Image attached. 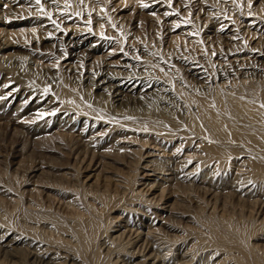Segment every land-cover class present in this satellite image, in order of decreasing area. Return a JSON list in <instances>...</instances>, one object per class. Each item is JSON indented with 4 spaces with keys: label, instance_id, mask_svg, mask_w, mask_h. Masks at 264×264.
Returning <instances> with one entry per match:
<instances>
[{
    "label": "bare ground",
    "instance_id": "obj_1",
    "mask_svg": "<svg viewBox=\"0 0 264 264\" xmlns=\"http://www.w3.org/2000/svg\"><path fill=\"white\" fill-rule=\"evenodd\" d=\"M17 1L0 0V264H264V0L122 18Z\"/></svg>",
    "mask_w": 264,
    "mask_h": 264
},
{
    "label": "rangeland",
    "instance_id": "obj_2",
    "mask_svg": "<svg viewBox=\"0 0 264 264\" xmlns=\"http://www.w3.org/2000/svg\"><path fill=\"white\" fill-rule=\"evenodd\" d=\"M18 1H20V0H18ZM17 1V2H18ZM28 1V0H27ZM31 1H34V0H31ZM47 0H41V2H43V4H45V2H46ZM92 2L93 1H95V2H97V5L95 6V8H97V11H99V12H104L105 11V9H107V8H111V12H115L114 13V15H116L117 17H123V14L121 13L124 9V11L123 12H127L126 11V8H127V10H133V11H135L136 12V16L138 15V14H140V13H142V12H148V11H150V7H151V3H156V4H158L159 2H161V0H156V1H154V0H135L133 3H131V4H129V5H122L121 4V0H111L109 3H108V5L107 6H105V5H103L104 4V2H103V0H91ZM178 1H182V0H178ZM52 2V1H51ZM225 2V5L227 4L229 7H231V9H236L234 6H232L231 4H232V2H229V1H224ZM201 3H202V0H190V4L194 7V9L195 10H197L199 7H200V5H201ZM2 4H5V1H2ZM80 6H82L81 5V3L79 4ZM83 5H84V7H85V4L83 3ZM142 5H147V7H143ZM206 5H210V4H206ZM231 5V6H230ZM10 7V5L9 4H7V5H5L3 8H9ZM47 7H50V5L49 6H47ZM101 7V8H100ZM119 7H121V8H119ZM212 7H213V5H212ZM212 7H206V10H210ZM163 8H165V5L164 4H161V5H159V7L157 8V10H159V9H163ZM116 9H119V10H117L116 11ZM123 9V10H122ZM194 9H193V11H194ZM122 10V11H121ZM153 11V10H152ZM185 11V10H184ZM183 11V12H184ZM163 11H161L160 13H162ZM138 13V14H137ZM169 13H170V16H169V18H171V17H174V16H172V15H174V13L172 12V9H170L169 10ZM177 13H178V11H177ZM127 15H130L129 13H126ZM205 14V12L203 11V12H201V14H200V16L202 17V19L203 18H205L206 17V15H204ZM101 15H103V13H101ZM178 15V14H177ZM178 16H175L174 18H177ZM121 18H120V20H121ZM127 19V18H126ZM125 19V20H126ZM183 19H181V18H178V21H180V22H183L182 21ZM135 22H137V21H135ZM134 21H133V25L131 26V28H130V31H131V33L132 34H136L138 31L140 32V29L142 30L143 29V25L141 26L140 25V27L139 28H137V25H138V23H135ZM166 21H164L163 23H165ZM169 23H170V21H169ZM168 23V24H169ZM51 23H49L46 27H50L51 25H50ZM120 25H121V23H119ZM167 25V24H166ZM182 26V25H181ZM136 27V28H135ZM167 27H169V26H165V28H167ZM155 28H157V27H154L153 28V30H151L150 28V30H148V35L150 36V35H155V33H154V30H155ZM139 29V30H138ZM146 29L147 28H145V29H143V30H145L146 31ZM179 28H176V30L175 31H177ZM141 31V33L142 32H144V31ZM137 31V32H136ZM147 32V31H146ZM154 41V40H153ZM157 46L159 45L158 43L156 44ZM164 44H162V46H163ZM167 47V46H166ZM128 52H129V50H127ZM131 51V50H130ZM118 53V52H117ZM123 54H125V52L123 53ZM117 55H121V54H117ZM122 60H125V58H122ZM30 64H32V63H30ZM5 73V71H3L2 72V74H1V76H0V80L2 79V76H3V74ZM20 122V121H19ZM14 127H17V128H20V126H19V123L18 124H16V125H14ZM50 131V130H49ZM55 132V133H54ZM50 133H54V134H58V130L57 129H53V130H51V132ZM56 134V135H57ZM77 134V133H76ZM53 135V134H52ZM9 140V139H8ZM17 140L18 139H15V138H12V139H10L9 140V144L10 145H12L11 143L12 142H14L13 144H15L16 142H17ZM16 141V142H15ZM19 143L21 142L22 143V140L21 141H18ZM11 160V159H10Z\"/></svg>",
    "mask_w": 264,
    "mask_h": 264
},
{
    "label": "snow or ice",
    "instance_id": "obj_3",
    "mask_svg": "<svg viewBox=\"0 0 264 264\" xmlns=\"http://www.w3.org/2000/svg\"><path fill=\"white\" fill-rule=\"evenodd\" d=\"M36 4L37 5H39L40 7H39V10L41 11V13H43L44 15H48L49 16V18H51V14L50 13H46V12H44V8H43V5L41 4V0H36ZM68 5L66 4V7H67ZM143 7H147V5H142ZM89 15H91V14H89ZM53 23H55V21H53ZM89 23H91V20H89ZM33 31H35V29H33ZM46 91H47V89H46Z\"/></svg>",
    "mask_w": 264,
    "mask_h": 264
}]
</instances>
